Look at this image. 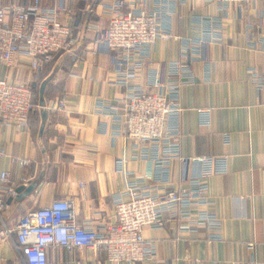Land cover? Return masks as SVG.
<instances>
[{"label": "crops", "instance_id": "crops-1", "mask_svg": "<svg viewBox=\"0 0 264 264\" xmlns=\"http://www.w3.org/2000/svg\"><path fill=\"white\" fill-rule=\"evenodd\" d=\"M31 1L0 0V5ZM41 1L46 6L61 3L72 8L70 22L78 42L70 51L57 53L38 79L25 56H18L8 67L0 64V77L33 79L36 103L27 126L0 121V147L7 153L0 169H6L18 187L16 196L8 199L3 220L14 227L28 211L63 198L74 199L78 222L112 218L113 192L145 171L147 164L131 159L130 142L122 136L114 138L111 121L98 113L99 100L116 101L125 93L111 82L112 54L98 41L99 31L107 26L103 5L111 0ZM194 15L203 16L208 27L219 23L223 31V41L202 47L200 58L182 54L180 38L191 36L198 23ZM248 22L254 26L252 35L247 33ZM171 31L180 38L159 39L154 44L153 65H162V74L164 64L172 61L191 67L192 81L179 93L184 107L182 155L228 157V172L209 180L213 209L223 222L222 238L208 240L204 227L185 231L182 221H166L158 229L147 227L144 233L156 240L157 264H264V89L257 90L248 76L249 67L264 73V47L247 46L250 37H264V0L242 10L231 6L227 15L216 3L188 0L172 19ZM147 78L145 68L139 82ZM62 98L66 108L58 109ZM198 108H211L209 125L200 123ZM224 132L230 133L229 144L224 142ZM14 157L28 159L30 164L22 167ZM118 157L126 159L135 175L115 170ZM197 170L198 165L188 159L175 162L172 187L186 185ZM250 241L256 243L255 250L247 247ZM51 259L50 264H147L114 263L102 252L63 249L53 251ZM0 264H24L11 241H0Z\"/></svg>", "mask_w": 264, "mask_h": 264}, {"label": "built area", "instance_id": "built-area-1", "mask_svg": "<svg viewBox=\"0 0 264 264\" xmlns=\"http://www.w3.org/2000/svg\"><path fill=\"white\" fill-rule=\"evenodd\" d=\"M188 0H111L104 6L107 26L99 31L98 41L112 54L114 76L111 82L124 88L120 99L98 102L99 115L109 119L114 138L122 136L130 142L131 159L146 161L147 168L135 175L126 159H115V170L133 176L112 194L114 215L95 220L92 217L78 222L73 198L53 199L21 216L14 227L3 220L8 199L16 196L17 185L10 173L0 169V241H11L24 264H50L51 253L58 249L69 253L93 251L104 253L108 261L157 264L156 240L144 233L147 227L158 229L166 221H182L185 231L204 227L208 240L222 238L223 222L214 211L215 200L210 195L209 180L228 172V157L202 155L184 157L181 152L180 118L184 107L179 93L183 85L192 81L189 64L181 61L154 67V44L159 39H175L171 31L172 19L180 5ZM216 3L227 15L231 6L239 10L256 7L263 0H204ZM71 7L56 3L46 6L41 0L28 3L0 5V64L11 66L18 56H25L35 79L42 76L54 56L70 51L78 42L72 32ZM190 37L180 38L182 54L199 57L202 47L223 41L219 23L206 26L203 16L194 15ZM216 22V21H214ZM247 33L254 26L247 23ZM250 48H263L264 37H250ZM148 69L145 83L139 82L142 71ZM248 76L257 90L264 89V73L248 68ZM33 79L11 81L0 77V121L18 128L27 126L36 107ZM58 109L66 108V99L58 102ZM200 123L209 125L211 108H198ZM106 131V127H105ZM230 133L223 139L230 143ZM7 157L0 147V161ZM27 166L28 159L16 158ZM188 159L198 165L188 183L172 187V167L177 161ZM25 182L26 178L22 177ZM165 216L167 218H165ZM250 250L256 243H247Z\"/></svg>", "mask_w": 264, "mask_h": 264}, {"label": "trees", "instance_id": "trees-1", "mask_svg": "<svg viewBox=\"0 0 264 264\" xmlns=\"http://www.w3.org/2000/svg\"><path fill=\"white\" fill-rule=\"evenodd\" d=\"M31 115V114H30Z\"/></svg>", "mask_w": 264, "mask_h": 264}]
</instances>
